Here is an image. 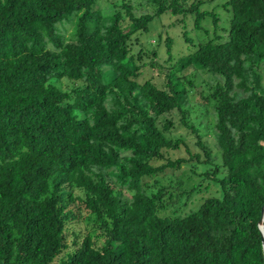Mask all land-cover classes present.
<instances>
[{
    "label": "trees",
    "instance_id": "trees-1",
    "mask_svg": "<svg viewBox=\"0 0 264 264\" xmlns=\"http://www.w3.org/2000/svg\"><path fill=\"white\" fill-rule=\"evenodd\" d=\"M211 1L0 0V264H263L264 0H220L226 27ZM164 16L190 46L171 63L167 36L165 67L164 32L139 42ZM206 18L223 34L195 43ZM200 75L209 140L178 88Z\"/></svg>",
    "mask_w": 264,
    "mask_h": 264
},
{
    "label": "rangeland",
    "instance_id": "rangeland-1",
    "mask_svg": "<svg viewBox=\"0 0 264 264\" xmlns=\"http://www.w3.org/2000/svg\"><path fill=\"white\" fill-rule=\"evenodd\" d=\"M139 3L140 2L138 1L136 3V5L139 6ZM220 3H222V1L213 0L209 4L202 6V9L214 10V12L220 18L219 27H226L227 23H228L227 14L222 9L215 8V7H218V5H220ZM140 10H143V8H141ZM175 21L176 20L173 17L164 16L162 18V20L156 24L155 29H152V31L150 33L151 34L150 39H148L147 42H146V39L148 38V35H140L139 36V42H141L145 46L146 49L152 50V49H154V47L156 48L155 45H157L156 44L157 41L155 38L156 35H158V33L164 32L161 35L159 47H157V49H156V51L158 53V57L155 58V60H154L155 62L162 64L164 67H165V64H163V61L167 59L164 42H165V39L167 36L173 39V46H172L173 60L171 63H174L177 59L186 55L190 51V49H189L190 46L188 44H186L183 41V38L181 37L182 36L181 25L178 24V26L176 25L175 27H172V25L175 23ZM186 27L188 29H190L189 30L191 32L190 37H191V39H193V41L195 43L207 42L208 40L213 39L215 35L223 34V33H221L220 29L215 34L214 27L211 23V20L208 18H206L201 23V27H202L201 30L193 29V21L189 20V19L187 20ZM204 31H206V32H204ZM146 43L150 44L151 47L147 46ZM133 50H134V52H137L139 50L138 44H134ZM143 60L145 63H150L151 62V56L147 57V59H145L143 57ZM167 68H168V66H167ZM157 74H158L157 72L153 73V79H156L158 77ZM149 78H150V74L145 77V79H149ZM186 79H192L193 80L192 73H190L186 77ZM202 79H203V77L200 75L197 78V80H194V82H195L194 86L195 87L193 89L190 88L185 82H183L181 80L178 88H179V90L187 89L190 93L189 94L190 95L189 96V104H188V108L190 109V111L188 112L189 123L191 125H193L198 130L199 134H201L205 139L209 140V138H210L209 130L213 126V116H212L211 108L203 106L202 103L197 100L196 96L193 95V93L195 94V92L199 89L198 87L201 86ZM173 81H175V77L173 78ZM263 82H264V80H263ZM176 134L178 136L179 135H185V134H187V132L183 128H179L175 131V135ZM186 141L189 144L191 143L189 138H186ZM183 157H186V154L183 150L174 151V152H170L169 154H166V159H169L171 161H175V160L183 158ZM163 163H165V159L163 161L158 162L159 165H161ZM198 181L199 180H197V182ZM205 185H206V182H203L199 191L192 195V199L187 201L186 205H182L184 203L183 202L181 205L178 206V207H181L180 212L182 213V215H186L191 211H195L205 198L218 196V190H217L216 186L211 185V187L206 190L204 188ZM165 211L166 212H164V214H173V212H175V208H171L169 210L167 209ZM178 212H179V208H178ZM175 213L177 214V212H175ZM74 230L76 232H81L84 235L88 234L93 240H95V242L97 243L98 246H100L102 244L101 238H97V235H99V230L94 225L81 222L77 226H75ZM56 264H59V262H56Z\"/></svg>",
    "mask_w": 264,
    "mask_h": 264
},
{
    "label": "water",
    "instance_id": "water-1",
    "mask_svg": "<svg viewBox=\"0 0 264 264\" xmlns=\"http://www.w3.org/2000/svg\"><path fill=\"white\" fill-rule=\"evenodd\" d=\"M263 223H264V206L262 207L260 220L257 223V228H258L259 233L261 235V239H262V243H263V251H264V226H263ZM263 264H264V262H263Z\"/></svg>",
    "mask_w": 264,
    "mask_h": 264
}]
</instances>
